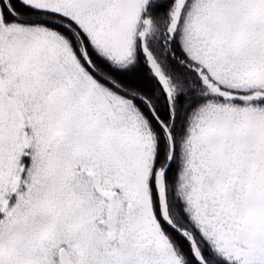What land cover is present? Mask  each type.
<instances>
[{"label":"snow or ice","instance_id":"obj_1","mask_svg":"<svg viewBox=\"0 0 264 264\" xmlns=\"http://www.w3.org/2000/svg\"><path fill=\"white\" fill-rule=\"evenodd\" d=\"M0 264H264V0H0Z\"/></svg>","mask_w":264,"mask_h":264}]
</instances>
